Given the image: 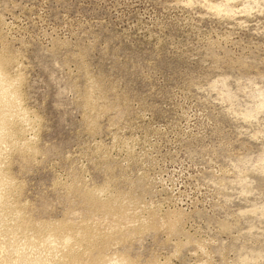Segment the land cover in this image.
Masks as SVG:
<instances>
[{"label":"rangeland","instance_id":"1","mask_svg":"<svg viewBox=\"0 0 264 264\" xmlns=\"http://www.w3.org/2000/svg\"><path fill=\"white\" fill-rule=\"evenodd\" d=\"M0 65V246L264 264V0H0Z\"/></svg>","mask_w":264,"mask_h":264},{"label":"bare ground","instance_id":"2","mask_svg":"<svg viewBox=\"0 0 264 264\" xmlns=\"http://www.w3.org/2000/svg\"><path fill=\"white\" fill-rule=\"evenodd\" d=\"M19 103H20L19 96L14 87V83L9 81V79L5 75L0 65V228H2L4 224L2 222L3 220L2 214L3 211L5 212L4 208H6L5 191H6V185L8 184L6 177L1 168V164H3L1 163V159H3L1 158L2 157L1 154L3 153L2 146L4 143H6L5 142L6 139H9L7 137H9L10 132L13 130L12 129L14 126L13 122L16 120V118H19V115L21 114ZM4 148L3 150H5ZM109 207L112 210L117 209V206L115 205H111ZM54 230L55 232L52 233L50 236H48V240L50 242H53L54 246L60 248L62 246L66 247L65 250H63L62 255L58 256L56 254L57 250L56 251L51 250L49 247H47L48 249L47 248L44 249L43 247H40L41 245L39 244V242H37V240L33 238H32L33 240L32 239L30 241L26 240L20 243L17 242V244L5 243L2 241L4 244L3 246H0V264H77L78 252H76L73 248L70 247V243H69L70 237L63 232L64 228L60 227L59 229H57V231L56 229ZM39 250H42L43 255L38 254V252H40ZM3 252L5 253L4 255L2 254ZM11 255H13L12 260L9 259ZM56 256H58L59 258L57 259ZM99 264H124V263L123 261L122 262L111 261L110 259L109 262L99 263Z\"/></svg>","mask_w":264,"mask_h":264}]
</instances>
